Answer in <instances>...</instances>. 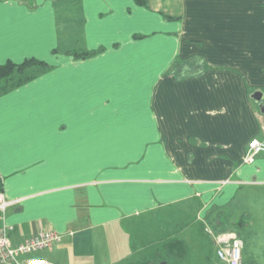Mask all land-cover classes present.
Masks as SVG:
<instances>
[{"label":"crops","instance_id":"1","mask_svg":"<svg viewBox=\"0 0 264 264\" xmlns=\"http://www.w3.org/2000/svg\"><path fill=\"white\" fill-rule=\"evenodd\" d=\"M31 58L49 67L0 97L13 246L55 231V264H152L197 224L256 264L264 0H0V65Z\"/></svg>","mask_w":264,"mask_h":264},{"label":"built area","instance_id":"2","mask_svg":"<svg viewBox=\"0 0 264 264\" xmlns=\"http://www.w3.org/2000/svg\"><path fill=\"white\" fill-rule=\"evenodd\" d=\"M264 153V141L252 140L245 156L246 163H253L258 155ZM12 204L3 193H0V264H55L38 254L51 249L59 240L60 234L55 231L39 232L23 243L13 246L9 229L3 226L7 208ZM216 255L223 264H243V241L237 232H227L214 236ZM27 256V259H23Z\"/></svg>","mask_w":264,"mask_h":264},{"label":"rangeland","instance_id":"3","mask_svg":"<svg viewBox=\"0 0 264 264\" xmlns=\"http://www.w3.org/2000/svg\"><path fill=\"white\" fill-rule=\"evenodd\" d=\"M204 229V228H203ZM199 225L195 224L193 228L180 234L186 242V249L183 253L174 251L171 254L164 253L156 256L152 264H223L219 261L215 247L211 242L208 233ZM255 231V230H253ZM249 249L248 261L256 264H264V232L255 231V238H246ZM258 245L261 248H256ZM172 255V256H170Z\"/></svg>","mask_w":264,"mask_h":264},{"label":"trees","instance_id":"4","mask_svg":"<svg viewBox=\"0 0 264 264\" xmlns=\"http://www.w3.org/2000/svg\"><path fill=\"white\" fill-rule=\"evenodd\" d=\"M140 5L147 6L148 0H137ZM82 55L81 57H84ZM48 64L38 59H28L21 64L8 62L7 64L0 65V97L7 94L11 90L20 87L29 81L36 78L40 73L46 71ZM2 192V183L0 181V193ZM244 221L241 220L240 224ZM186 245L182 241H177L172 244L171 251H179L183 253ZM173 253V252H172Z\"/></svg>","mask_w":264,"mask_h":264},{"label":"water","instance_id":"5","mask_svg":"<svg viewBox=\"0 0 264 264\" xmlns=\"http://www.w3.org/2000/svg\"><path fill=\"white\" fill-rule=\"evenodd\" d=\"M261 95L262 93H258L256 95ZM257 99L261 100L262 99V96L261 97H256ZM260 109H261V112L264 113V105H260Z\"/></svg>","mask_w":264,"mask_h":264}]
</instances>
